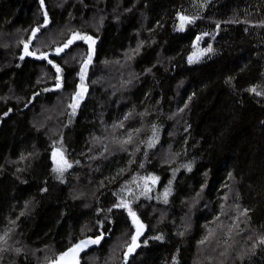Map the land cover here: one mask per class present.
Segmentation results:
<instances>
[{"label":"trees","instance_id":"1","mask_svg":"<svg viewBox=\"0 0 264 264\" xmlns=\"http://www.w3.org/2000/svg\"><path fill=\"white\" fill-rule=\"evenodd\" d=\"M43 4L0 0V264H48L100 232L84 264H264V94L248 91L264 93V0ZM45 12L49 22L33 37ZM177 13L194 18L183 31ZM89 15L95 29L83 24ZM73 32L95 40L83 81L88 44L52 51ZM197 37L212 51L189 63ZM21 41L36 55L21 59ZM41 52L61 67V88ZM78 84L77 110L54 135L33 123L58 100L66 115ZM53 148L71 165L62 174L53 171ZM149 176L158 178L155 190L132 199L140 246L125 261L134 225L113 204Z\"/></svg>","mask_w":264,"mask_h":264},{"label":"snow or ice","instance_id":"2","mask_svg":"<svg viewBox=\"0 0 264 264\" xmlns=\"http://www.w3.org/2000/svg\"><path fill=\"white\" fill-rule=\"evenodd\" d=\"M40 5H41V9L44 8V4H43V0H40ZM178 19L180 21L179 24V30L183 31L184 30V26L186 24H191L194 21V18L192 17H188V16H182L179 13H177ZM48 15L45 12L44 13V24L43 25H38L36 28L32 29V36L34 37L36 35V33L40 30V28L46 26L48 24ZM201 37H197L196 39L199 40ZM29 39H32V37H29ZM78 40H83L86 43H88V58L83 60V62L80 65V72L77 73V75L80 77V80L83 81L84 79V74L86 71V66L91 62V57H92V45L95 43V40H93L92 37L87 36L85 34L79 33V32H73L71 34V36L64 42H62L56 49V55H60L61 53H65L66 49H70V46L73 45L74 41H78ZM21 43L24 44V55L21 56V59H24V56H35L36 53L31 52L28 50V44L25 43L24 41H21ZM195 44V41H194ZM139 50V45L136 49V51ZM203 52H210L212 51V47L211 45H209V47L207 49L202 50ZM66 54V53H65ZM37 59H44L47 60L48 64H50L52 66V68L55 69L56 75H55V80H56V84L55 87L57 89L61 88V73H62V69L61 67L54 63L52 59L48 58V53L46 52H41L39 54V56L36 57ZM74 59V57H73ZM196 59H199V56L196 57ZM67 62V61H66ZM193 62V58L192 56L189 57V63ZM147 71V70H146ZM39 82V81H38ZM77 88L80 90L77 93H75L72 97L73 99V103L69 104V107L73 109V113L75 112V108L79 102V99L82 98L83 95V89L82 86L80 84L77 85ZM47 90V89H45ZM249 92H253L255 93V95L259 96L262 95L264 93H261L259 91H257L254 87L248 89ZM27 106V105H26ZM11 111V110H9ZM4 115H7V113H4ZM122 126V125H121ZM124 143H127V141H124ZM151 146V145H149ZM53 171L62 174L67 168L71 167V165L67 162V160L64 159V157L62 155H60V153H58V151L53 148ZM60 156V161L59 164L57 165V160L56 157ZM141 167H143V164H141ZM189 168L190 170V165L186 166ZM231 175V174H229ZM145 179H150L153 183H155V181L158 179L157 177L154 176H149ZM171 183V181L169 182ZM41 191H44V189H41ZM148 191H150V188L146 187L145 188V192L142 193V195L146 194ZM115 195V194H114ZM169 195V190L166 188L165 192L163 194L164 196V202L167 203V196ZM113 208H118V209H124L127 211L128 216L131 218V222L132 224L135 226V232L130 236V242H128L126 244V251L124 252V257H125V261L127 260V257L133 253L140 245L138 243V238L140 237V235L143 232V228L144 225L140 222V220L137 217L136 212L132 209V207L130 206V202L124 200L123 198H118V202L113 204ZM108 211H111V209H109ZM247 210L244 211V213H241V215H246ZM23 214V213H21ZM182 235V233H181ZM104 238V233L100 232L99 234H96L94 236H88L84 239L78 240L77 242H75L74 244H72L71 247H69L68 249H66L65 251L59 253L54 259L49 260L48 264H77V260L76 257L79 254V252L83 251L84 249L88 248L91 245H98L101 243L102 239ZM152 239H163L162 236H156V237H152ZM205 239H207V237H205ZM4 238L0 237V241H3ZM204 241L202 240L200 243H203ZM145 243H147V241H145ZM258 243L260 244H264V237H261L258 241ZM21 250L19 248L16 249V252L19 253ZM173 259H175V257H173Z\"/></svg>","mask_w":264,"mask_h":264},{"label":"rangeland","instance_id":"3","mask_svg":"<svg viewBox=\"0 0 264 264\" xmlns=\"http://www.w3.org/2000/svg\"><path fill=\"white\" fill-rule=\"evenodd\" d=\"M84 21H86L87 23H83L85 24V27H90V28H94V26L90 23V20H92V17L91 15H89L87 18L83 19ZM71 23V21H68V20H65L64 23L62 24V26H67ZM78 24V23H77ZM179 24H180V21L178 22L177 24V29L179 30ZM79 25V24H78ZM80 26V25H79ZM189 24H186L184 26V28H188ZM10 34L11 32H9V34H6L7 35V38L10 37ZM199 40H195V45L193 47V51L192 53L190 54V56H192L193 58V61H197L201 58L202 54H203V51L201 49V46L199 44ZM87 45V44H86ZM199 56V59H196V57ZM83 89V88H82ZM80 91V90H78ZM83 94H84V91H83ZM83 97V95H82ZM82 99V98H81ZM81 99H79V102L75 108V112L77 110V107L81 101ZM73 103V101H72ZM58 105L59 106V110H58V114H57V118L56 119H49V117L46 116V114L50 113L52 111V107L53 106H56ZM64 106V102L63 100H58V101H55L53 102V104L49 105V106H45L43 107L41 110H40V114L38 117L36 118H33V123L34 124H37V125H40L43 127L44 131H46V133L49 135V136H52L56 133V131L58 130V128H61V125L64 124L67 120L71 119L72 116L74 114L73 113V109L71 108L70 111H67L66 115H62V111H63V107L61 108L60 106ZM74 112V113H75ZM48 118V119H46ZM37 120V121H36ZM39 122V123H38ZM62 123V124H61ZM56 124L58 125V127H56ZM60 125V126H59ZM159 139V135H153L152 138H151V142H153L152 144H154L155 142H157ZM56 160H57V165L59 164V161H60V157L57 156L56 157ZM53 162V161H52ZM54 165V164H53ZM147 177H143V179L139 180L138 179H134L133 182H132V185L127 188L125 190V193L123 194L122 197L120 198H123L124 200L126 201H129L130 202V206L132 207V199L133 198H137V196L142 193L143 190H145L146 187L150 188V190H155L156 188V181L155 183H153L150 179H145ZM145 185V187H144ZM126 211V210H125ZM127 212V211H126ZM130 218V217H129ZM139 219V218H138ZM131 220V218H130ZM141 222V221H140ZM142 223V222H141ZM134 232H135V226H134ZM138 241H139V238H138ZM4 248H8L7 246H3ZM83 254V253H82ZM81 254V255H82ZM220 254H217L216 257H220ZM80 255V256H81ZM79 256V264H84V262H82L81 260V257ZM91 263H97V260L94 259L93 257L90 259Z\"/></svg>","mask_w":264,"mask_h":264},{"label":"bare ground","instance_id":"4","mask_svg":"<svg viewBox=\"0 0 264 264\" xmlns=\"http://www.w3.org/2000/svg\"><path fill=\"white\" fill-rule=\"evenodd\" d=\"M64 32L69 34V25L65 26L63 28ZM53 51V50H52ZM52 52H49L48 53V56L51 54ZM54 53V52H53ZM49 59H51V57H49ZM77 60H79V58H77ZM76 60V61H77ZM38 76L41 77L42 80H45L46 79V71L43 67H38L37 69V73H36ZM56 84V83H55ZM55 84L53 85V88H56L55 87ZM61 108L63 107L62 105L60 106ZM25 155L26 153H21V156L19 158H17L13 163V166L15 168L16 171H20L22 169V165L21 163L25 161ZM20 162V163H19Z\"/></svg>","mask_w":264,"mask_h":264},{"label":"water","instance_id":"5","mask_svg":"<svg viewBox=\"0 0 264 264\" xmlns=\"http://www.w3.org/2000/svg\"><path fill=\"white\" fill-rule=\"evenodd\" d=\"M57 47H55L54 48V54H55V56L56 57H59V56H61L63 53H61L59 56L58 55H56V52H55V49H56ZM83 62V61H82ZM92 62V61H91ZM91 62L86 66V71H85V74H84V77H86V74H87V72H88V70H89V65H91ZM81 65V64H80ZM80 72V67H79V71H78V73ZM58 151V150H57ZM53 153V152H52ZM61 155H62V153H61ZM53 156V155H52ZM91 246H93V245H91ZM91 246H89L88 248H86V249H84L83 251H81V252H79V254L77 255V257H76V260H77V264H79V256L82 254V253H84V252H86L88 249H90V247Z\"/></svg>","mask_w":264,"mask_h":264}]
</instances>
